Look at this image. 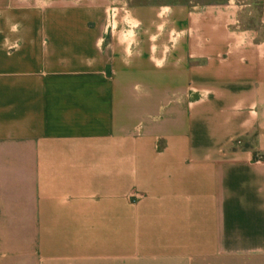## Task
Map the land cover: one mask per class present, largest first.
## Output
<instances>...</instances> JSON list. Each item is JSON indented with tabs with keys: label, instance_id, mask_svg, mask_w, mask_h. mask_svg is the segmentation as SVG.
Returning <instances> with one entry per match:
<instances>
[{
	"label": "crops",
	"instance_id": "1",
	"mask_svg": "<svg viewBox=\"0 0 264 264\" xmlns=\"http://www.w3.org/2000/svg\"><path fill=\"white\" fill-rule=\"evenodd\" d=\"M0 264H264V0H0Z\"/></svg>",
	"mask_w": 264,
	"mask_h": 264
},
{
	"label": "rangeland",
	"instance_id": "2",
	"mask_svg": "<svg viewBox=\"0 0 264 264\" xmlns=\"http://www.w3.org/2000/svg\"><path fill=\"white\" fill-rule=\"evenodd\" d=\"M131 2H146L148 0H130ZM156 2H176V1H184V2H190L194 5H199L203 3H214V2H223V3H236V2H242V1H250V0H151Z\"/></svg>",
	"mask_w": 264,
	"mask_h": 264
}]
</instances>
